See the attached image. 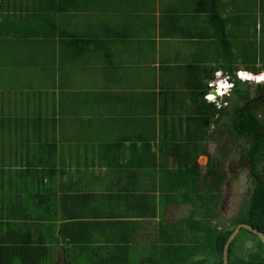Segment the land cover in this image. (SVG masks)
<instances>
[{"label":"crops","instance_id":"obj_1","mask_svg":"<svg viewBox=\"0 0 264 264\" xmlns=\"http://www.w3.org/2000/svg\"><path fill=\"white\" fill-rule=\"evenodd\" d=\"M253 1L264 3L148 0L140 7L149 17L144 26L117 29L98 26L92 14L100 9L85 1L77 10L91 15L83 29H57L63 32L55 31L18 67L25 72L26 66L30 77L55 80L4 76L6 89L15 88L7 98L0 85V264H120L127 243L131 259L133 242L151 241L155 223L175 228L191 213L199 221L193 199L177 196L195 194L197 187L218 196L202 204L204 212L214 207L217 217L203 220L219 222L228 185L222 189L223 180L213 182L207 172L222 139L211 136L214 124L207 131L200 118L207 85L223 71L214 68L248 65L240 49L254 44L241 36L255 26L235 18L229 29L228 18L236 11L251 18L246 4ZM166 29L179 36L172 39ZM258 52L257 66L264 50ZM41 82H50L49 90ZM25 96L33 100L29 108L12 106ZM98 116L108 120L100 127L108 130L105 139L95 137ZM75 121L89 126L94 141L76 135ZM115 130L128 144L124 151L112 143Z\"/></svg>","mask_w":264,"mask_h":264},{"label":"rangeland","instance_id":"obj_2","mask_svg":"<svg viewBox=\"0 0 264 264\" xmlns=\"http://www.w3.org/2000/svg\"><path fill=\"white\" fill-rule=\"evenodd\" d=\"M40 1L41 0H36L34 2H32L31 0H3L4 14H5V17L3 18V20L5 19L6 21L11 22L12 20L13 21H15L17 19L23 20V19L27 18L29 15H32L31 9L33 7H37L38 4H39V6L41 5ZM144 2L148 3V0H128V1L127 0H98L97 2L94 1L93 4L95 7H98L100 9V10H98L100 13L95 12L94 14H92L93 20L98 26L103 27L104 29H117L119 27H123V23L127 26V28H131V25L137 26L139 24H142V26H144V22H146V20L149 18L148 16L144 15V11L146 9L140 10V7L144 5ZM38 9L39 8L37 7L36 10H38ZM246 9H247V14H249V15L252 14L251 18L246 17L244 14H241V13L236 11V12L232 13L230 15V17L228 18L229 29H231V26L233 24V20L235 18H238L239 20L244 21V23L253 22L252 20H255V22H256L255 14L257 13L258 14L257 19H258L260 25L263 26V29H243V30H245V32L242 34L241 38L250 39L248 42H243V43H250V45L254 44L252 46V48L254 50L261 51V53H262V51L264 50L263 49L264 48V3L262 6L260 3L257 5V3L255 1H253L252 3L248 2L246 4ZM36 10H34L33 12H35ZM127 13L130 15H128ZM81 14L82 13H80L78 11L77 12L71 11L67 14H56L55 19L57 21V24H59V26H61L62 29H83V27H85V25L88 24V21H89V18L91 17V15L85 14L83 16ZM253 15H254V17H253ZM251 26H253V25H251ZM233 30L238 32V31H241L242 29H232V31ZM170 31H172V29H166L165 34L170 36L172 39L175 38V35H176V37L179 36V33H178L179 30L178 31L174 30L172 32H170ZM3 38H4L3 36H2V38L0 36V46L2 44H5V45L12 44V42L14 41V36L13 37L10 36V37L5 38V39L9 40V41L6 40L7 43L3 42ZM182 44L183 43H181L177 46H179L181 48ZM32 49H33V45H31V47H29V46L23 45V44L16 46L15 48H2V47L0 48V85L4 87V90H6V94L4 96H6L7 98H9V96H10L9 91L13 90L15 88L14 86H10L6 89V86L3 84V81L6 80L4 76H6L7 74H9L11 76L13 75V73L22 74L24 76V78H28V79L31 78V81L38 79V78L41 79L44 77V76H39V74H37V76L31 75V77H30L29 73L27 71L28 69L26 66L24 68L26 73L24 71H20L18 68L20 66V64H18V62L21 60L19 58H14V56L18 55L19 57L23 58V53H25V51L31 52ZM34 50H35V48H34ZM208 55L212 56V53L208 52ZM90 57H91V55H90ZM15 59H16V61H15ZM260 59H261V57H260ZM85 60H89L88 55H86ZM259 66H257V67H259ZM237 67L241 68L242 70H245L244 66L239 65ZM246 69H248V68H246ZM245 71H247V70H245ZM257 71H259V70H257ZM254 72H256V71L254 70ZM130 75L137 76V74H135L134 71H132V70L130 71ZM175 77L177 79V75H175ZM262 77H264V74L263 75L261 74V80L256 79V77H255V81H253V83H251V84L242 83L243 85L240 86V90L242 92H244V91L253 92L255 90L256 83H259L260 81H262L263 82L262 85H264V78H262ZM49 78H51V80H55L56 75L45 76L43 79L48 81ZM5 83H8V82H5ZM41 83H43V82H41ZM50 84H51L50 82H44L43 83V85H45L48 88V90H49ZM47 93H49V91H47V90L42 92V94L44 96L47 95ZM185 93L189 95L188 90ZM52 100H54V99L46 98L45 102L48 103V102H51ZM32 101H31V99H28L25 96V97H22V99L17 98V101H13L12 106H17V105L20 106L21 105L25 108H29ZM225 102L228 104V107L226 108V110L224 109L225 110V111H223L224 114L218 120L221 123L219 128L223 129V131H224L222 134V141H221L219 148L217 149V151H218L217 155H214L213 158L211 159L212 167H214L213 169L216 168L217 172L219 174H221L223 177V179H222L223 181L221 184L223 186L222 189H224V185L228 181L226 169L228 166L227 163L230 160L229 155H230L231 150H232V144L230 141L229 133L231 131V125H232L233 107H236V105L241 104V101L239 100V98L237 96H235L233 93H231V96L229 98H227ZM203 112L204 113H211L210 106H207L206 104H204ZM258 118L261 122L264 121V107L258 108ZM96 121H100V122L93 123V124H95L96 128H99V129L94 130L95 133L98 134V135H95V137L99 139V137L102 136V138L105 139L104 136L108 134V130L104 131L100 127L102 126L101 122H105V124H107L106 122H108V120L104 119L102 116H98V117H96ZM80 122L75 121V124H74V125H78L76 135L79 136L81 139L82 138H84V139L93 138L94 133L91 134L90 131H88L89 126H85V125L81 124ZM212 123L213 122H211V124ZM79 124H81V125H79ZM203 126H204V124H203ZM214 126L217 127L216 123H214ZM222 127H224V128H222ZM118 131L119 130H115L114 132L111 133V140H112V143L115 142V143H118V145L121 144L119 146H122L123 151H124V148L128 144L126 143V141L122 140L120 135H118ZM207 131H208V129H207ZM104 132L106 134H104ZM121 133H123V131H121L120 134ZM86 136H87V138H85ZM91 140L94 141V139H91ZM109 141H110V139L106 142H109ZM224 143H226V146ZM227 157L229 158V160L227 159ZM98 160H100V158H98ZM148 175H150V174H148ZM151 175H152V173H151ZM167 175H170V174L168 173ZM237 184L238 183H236L235 180L232 181V187L233 186L236 187ZM208 188L206 190L205 187H200V188L197 187L198 192L195 194H191V193H189V194L178 193L177 194V196L179 198H182L183 196H185V197H191L193 199L194 203L196 204V206L198 207V210H199V213H198V215L200 216L199 221L195 222L193 220V218L197 217V215H192V213H191L190 215H186L184 218V222L175 228H171L165 221L162 222L161 227H159L160 223H155L156 229L153 230L151 233V235H152L150 237L151 241H149L148 239L145 238V241H143V242H135V243L133 242L132 249H131V251L133 252V255H132L131 259H130L129 263L125 262L122 264H142V261L144 259L154 257L157 260V258H159L160 255L163 258H165V257L167 258V254L172 253L174 251V249L181 244H183L187 247L195 248V246L197 245V241L199 239H201L200 242L201 241L203 242L204 237L206 236V233H205L206 230L203 229L202 223L207 222L206 220H203V218L206 215H208V216H210L209 218H211L212 221L217 220V217L214 214V207H210V212H208V214L206 213V211L204 212V209H203L202 201L204 200V202L208 206V203L210 201V199H209L210 196L212 197L214 195L213 190L208 189ZM237 188H239V187L237 186ZM244 190H245V184L243 186V191ZM215 202H216V198H215ZM235 208H237V207H231L230 206V208L227 210V212H225L227 214H225V213L222 214V218H220L219 222H213V224L210 226L213 229L214 228L215 229L220 228L223 230L231 229L232 227H234L235 226V219L238 217L244 216L248 210V209L246 210L245 207L241 208L240 206L237 208L239 211L235 210ZM191 222L199 223V225L196 224V226L192 228L193 223H191ZM193 231H195V232H193ZM167 233H169V234L172 233L173 235H175L177 237V242H172L171 240L168 241L167 235H166ZM108 247H109V250H111L113 247V243H110V245H108ZM258 247L259 248L261 247L258 239H255L251 234H247V233L242 232L241 235L239 236L238 244L236 245V251H237L238 255H242V256H244L243 259H246L245 256H248V255L253 256L255 254L254 252H258L257 251ZM263 251H264V249H263ZM198 260H204L206 262V264H215L214 258L210 257V256L207 257L206 255L195 256L194 261H198ZM191 261H193V260H191ZM72 263L73 264H84L82 262H77L75 259H72ZM46 264H55V261L51 259Z\"/></svg>","mask_w":264,"mask_h":264},{"label":"trees","instance_id":"obj_3","mask_svg":"<svg viewBox=\"0 0 264 264\" xmlns=\"http://www.w3.org/2000/svg\"><path fill=\"white\" fill-rule=\"evenodd\" d=\"M32 2L36 0H31ZM85 1L87 2H94V0H41L40 3L37 5L39 8L36 10L37 7H33L31 9V14L27 18L21 20L17 19L15 21L8 22L3 18L5 17L4 14V7L3 4L1 6V13H0V36L3 38V42L7 43V37H13L14 41L12 44L5 45L2 44L0 48H12V46H19V45H27L31 47L33 45V49L31 52L25 51L23 53V58L19 57L18 55H15L14 58H19L21 61H17L18 64L22 65L23 63L26 64L25 61H27V58L29 54L31 53V56L35 54L36 50H38V47L40 48L41 45L44 43L50 42L49 37L54 35L55 31L60 32V34L63 32L59 24H57V21L55 19L56 14H67L73 10H81V4H85ZM39 2V1H38ZM263 5V3H262ZM36 10L35 12H33ZM257 13L255 14L256 22L255 20H252L253 22H250V26H255V29H257ZM261 29V27H260ZM5 40V41H4ZM7 40V41H6ZM65 40V38H64ZM250 45V43H248ZM35 48V50H34ZM240 49V48H239ZM240 55L239 59H242L243 64L245 65V70L248 72L254 73L256 76L263 75L264 74V56L262 60V64L257 67V53L258 50L251 49L249 46H242L240 49ZM253 50V51H252ZM264 54V53H263ZM16 61V59H15ZM251 64V65H250ZM254 64V65H253ZM29 66V65H28ZM248 68V69H246ZM214 69H221L224 71V73L230 74L231 76L236 73V71L240 70L241 68L237 66H217ZM213 69V70H214ZM254 70L256 72H254ZM259 70V71H257ZM211 72L207 73V76H211ZM243 84L237 83L235 91L233 92L235 96L240 98L241 100H246L250 98V91H244L242 92L240 90V86ZM258 86L256 87L258 89V93L262 91V84L258 83ZM207 94V92H206ZM205 104L207 103L204 100ZM260 107L262 106L261 103ZM207 106H210L211 113H205L204 117L200 118L201 123L209 122L208 127L206 129H209L211 126V122L214 121L213 116L216 114L218 109L215 105L208 104ZM258 108L259 107H252L247 106L245 108L238 107L235 115H237V121L235 124L236 130L239 132H242L243 134H247L251 136L256 142H258V149H264V121L261 122L258 118ZM221 113V112H220ZM199 120V119H196ZM50 145V144H48ZM53 152V149L51 150ZM50 151V152H51ZM48 153V152H47ZM49 154V153H48ZM184 165V164H183ZM195 168L198 169V164L195 162ZM210 170L207 172V177H211L213 182H217L223 179L222 175L219 174L215 169L212 168L211 163H209ZM196 170V169H195ZM256 193L250 203L249 209L247 213L239 218L236 222V224H249L252 228L260 231H264V184L258 185L256 188ZM218 197V196H217ZM216 195L214 194L212 196V199L215 201V198L217 200ZM209 210L206 209V213L208 214ZM208 218V215L207 217ZM207 222L202 223L203 229H205L206 236L204 237V241L200 242L201 239L197 241V245L195 248L187 247L183 244L177 246L172 253L167 254V258H163L161 255L157 260L154 257L144 259L142 261V264H206L204 260H198L194 261V257L197 255H206L207 257H213L215 260V264H223V252L224 247L231 236V234L234 231V227L227 230H218L213 229L211 225V221L208 219ZM192 228L194 227V222H191ZM247 233L251 234L255 239H258L260 248L258 247L257 251L253 256H250V258L243 259L238 256L236 253V245L239 241V235L231 244L229 249V264H264V258H263V249L264 245L261 243L260 239L253 235L251 232L242 230L241 233ZM170 241V240H169ZM172 241V240H171ZM174 242V241H173ZM73 244V243H71ZM132 243H127L125 247V252H127L124 255V263H129L130 258L128 257V250H130V245ZM29 250V249H28ZM20 258L19 256H17ZM18 260V259H17ZM14 260L13 264H32V263H26L22 261ZM121 260V259H120ZM119 260V261H120ZM193 260V261H191ZM103 264H117L118 261H114L113 259H110V261L105 260ZM123 262H120L122 264ZM37 264V263H35ZM39 264V263H38Z\"/></svg>","mask_w":264,"mask_h":264},{"label":"flooded vegetation","instance_id":"obj_4","mask_svg":"<svg viewBox=\"0 0 264 264\" xmlns=\"http://www.w3.org/2000/svg\"><path fill=\"white\" fill-rule=\"evenodd\" d=\"M257 86L258 85L256 84L255 90L253 92L250 91L251 95L249 99L241 100L239 98V100L241 101V104L236 105V107H233L232 125H231V131L229 133L230 141L232 144V150L229 156H230V160L234 159L235 165L237 166V171H236L234 180L236 181V183H238L237 186L239 188L235 191L236 194L234 195H232L231 193H228V194L226 193L225 195L223 194V197H222L223 214L227 212L226 208L229 204H233V206L237 208L240 206L241 208L245 207L246 210L249 209L250 203L256 193L257 186L264 184V149L259 150L258 142H256L251 136L247 134H243L242 132H239L234 127L236 124V121L238 120L236 118L237 115H235V112L238 107H241V108H245L247 106L260 107L259 103H261L262 106H264V85L261 86L262 91L260 93H258V89L256 88ZM214 123H216L217 127L214 126L213 128L214 131H212L211 136L222 139V134L224 131L223 129L219 128L221 123L220 121H216V122H213L212 124ZM224 144L226 146V143ZM227 159L229 160L228 157ZM230 160L228 161L227 164H229ZM240 162L242 163L240 164ZM245 162L250 163L251 168L248 166V164L246 167H244ZM227 170H228V166L226 169V174H227V177H229ZM244 180H245V190L243 191L242 182ZM237 208H235V210L239 211ZM216 229L220 230V228H216ZM258 231L264 234V231H260V230ZM238 256L241 258L244 257L242 255H238ZM262 256L264 258V252ZM247 257L250 258V255L245 256L246 259Z\"/></svg>","mask_w":264,"mask_h":264},{"label":"water","instance_id":"obj_5","mask_svg":"<svg viewBox=\"0 0 264 264\" xmlns=\"http://www.w3.org/2000/svg\"><path fill=\"white\" fill-rule=\"evenodd\" d=\"M205 126H208V123H205ZM241 163L242 162H240V164ZM244 164H245L244 167H246L247 164H248V166L251 168V164L250 163L245 162ZM236 171H237V166L235 165V161H234V159H231V161L228 164V170H227V173L229 174L228 181H227L228 187L225 188V193H223L224 195L226 193L227 194L231 193L232 195L236 194L235 191L238 189L237 186L236 187H234V186L232 187V181L235 178ZM240 176H242V175H240ZM244 184H245V180L242 182V186H244ZM229 208L230 207H228V209ZM242 230L249 231L252 234L256 235L261 240V242L264 244V234L263 233H261L258 230L252 228L249 224H239V225H237V227L235 228V230L233 231V233L229 237V239H228V241H227V243H226V245L224 247V253H223L224 264H229V249H230V246H231L232 242L237 238V236L239 235V233Z\"/></svg>","mask_w":264,"mask_h":264},{"label":"clouds","instance_id":"obj_6","mask_svg":"<svg viewBox=\"0 0 264 264\" xmlns=\"http://www.w3.org/2000/svg\"><path fill=\"white\" fill-rule=\"evenodd\" d=\"M2 4H3V0H0V13H1V6H2ZM217 72H223L224 73V71H217ZM217 72H215V74H214V78L212 79V80H214V79H216L217 80V77H216V73ZM239 72H241L243 75H245V78H246V80H243V78H240L239 76H238V73ZM251 75V74H253L252 75V80L254 81L255 80V77H256V79H258L259 78V76H256L254 73H251V72H248V71H245V70H242V69H240V70H238V71H236V73L234 74V75H232V76H236L237 77V79H238V81H237V83H240V84H242V83H248V84H251V83H253V81L250 79V77H248V75ZM261 76V75H260ZM211 80V81H212ZM259 80H261V78L259 79ZM210 81V82H211ZM209 82V83H210ZM209 83H208V85H207V94L209 93ZM236 83V84H237ZM259 83H261V84H263V82L262 81H260ZM236 84H235V86L234 87H226L225 88V90H227L226 91V93H221V95H219L217 92H216V90H217V88H215L214 90H215V92H214V94L216 95V101H213V100H211V101H209V100H207L206 99V95H205V97H204V99H205V101L208 103V104H212V105H215L216 106V108L218 109V111H220V112H217L216 114H214V116H213V119H214V121L213 122H216V121H218L219 119H220V117L224 114L223 113V111H225L226 110V108L228 107V104L225 102L226 101V99L227 98H229L230 96H231V93H233L234 91H235V88H236ZM256 84H258V83H256ZM234 94V93H233ZM225 109V110H224ZM206 123H208V122H206ZM208 125H209V123H208ZM212 125V124H211ZM205 126V125H204ZM205 127H208V126H205ZM211 165H212V161H211ZM212 168H214V167H212ZM216 169V168H215ZM216 171H217V169H216ZM240 218V217H239ZM238 218V219H239ZM238 219H236L235 220V226H234V228H236L237 227V224H236V222H237V220ZM239 225V224H238ZM215 229V228H214ZM220 230H223V229H220ZM235 230V229H234ZM241 233H239V235H240ZM238 235V236H239ZM237 236V237H238Z\"/></svg>","mask_w":264,"mask_h":264},{"label":"built area","instance_id":"obj_7","mask_svg":"<svg viewBox=\"0 0 264 264\" xmlns=\"http://www.w3.org/2000/svg\"><path fill=\"white\" fill-rule=\"evenodd\" d=\"M238 76L240 78H243V80H246L245 75H243L241 72L238 73ZM217 80L214 79L209 83V93L206 95V99L211 101H216V95L214 94L215 88H217L216 92L221 95V93H226L227 90L225 88L227 87H234L237 83L238 79L236 76H231L230 74L223 73V72H217L216 73ZM211 96L213 99H209L208 97Z\"/></svg>","mask_w":264,"mask_h":264},{"label":"snow or ice","instance_id":"obj_8","mask_svg":"<svg viewBox=\"0 0 264 264\" xmlns=\"http://www.w3.org/2000/svg\"><path fill=\"white\" fill-rule=\"evenodd\" d=\"M262 78H264V77H262ZM208 98H209V99H213V97H211V96H209Z\"/></svg>","mask_w":264,"mask_h":264},{"label":"bare ground","instance_id":"obj_9","mask_svg":"<svg viewBox=\"0 0 264 264\" xmlns=\"http://www.w3.org/2000/svg\"><path fill=\"white\" fill-rule=\"evenodd\" d=\"M224 253V252H223Z\"/></svg>","mask_w":264,"mask_h":264}]
</instances>
